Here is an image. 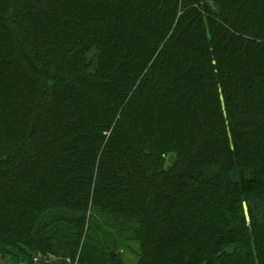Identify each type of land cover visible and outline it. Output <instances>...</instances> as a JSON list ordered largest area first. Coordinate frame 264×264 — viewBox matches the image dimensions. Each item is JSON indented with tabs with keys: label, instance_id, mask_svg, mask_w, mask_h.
<instances>
[{
	"label": "trees",
	"instance_id": "trees-1",
	"mask_svg": "<svg viewBox=\"0 0 264 264\" xmlns=\"http://www.w3.org/2000/svg\"><path fill=\"white\" fill-rule=\"evenodd\" d=\"M127 245L264 264V0H0V259Z\"/></svg>",
	"mask_w": 264,
	"mask_h": 264
},
{
	"label": "rangeland",
	"instance_id": "rangeland-1",
	"mask_svg": "<svg viewBox=\"0 0 264 264\" xmlns=\"http://www.w3.org/2000/svg\"><path fill=\"white\" fill-rule=\"evenodd\" d=\"M128 248H131L130 245H127ZM125 250V247L123 248ZM121 249V250H123ZM121 250L119 251L121 253ZM133 250L132 248L131 249H128V251L125 252V255H124V263L125 264H136V261H137V258L136 256L133 254ZM0 264H11V263H7V261L3 262L1 259H0Z\"/></svg>",
	"mask_w": 264,
	"mask_h": 264
},
{
	"label": "water",
	"instance_id": "water-1",
	"mask_svg": "<svg viewBox=\"0 0 264 264\" xmlns=\"http://www.w3.org/2000/svg\"><path fill=\"white\" fill-rule=\"evenodd\" d=\"M175 161H176L175 155L174 154H170L168 159H167L166 169H169L171 166H173L175 164Z\"/></svg>",
	"mask_w": 264,
	"mask_h": 264
},
{
	"label": "built area",
	"instance_id": "built-area-1",
	"mask_svg": "<svg viewBox=\"0 0 264 264\" xmlns=\"http://www.w3.org/2000/svg\"><path fill=\"white\" fill-rule=\"evenodd\" d=\"M36 261V260H35Z\"/></svg>",
	"mask_w": 264,
	"mask_h": 264
}]
</instances>
